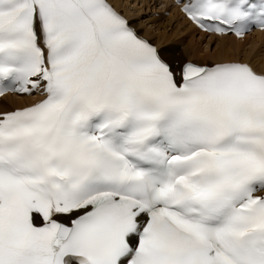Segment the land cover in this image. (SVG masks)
Segmentation results:
<instances>
[{
  "label": "snow or ice",
  "instance_id": "1",
  "mask_svg": "<svg viewBox=\"0 0 264 264\" xmlns=\"http://www.w3.org/2000/svg\"><path fill=\"white\" fill-rule=\"evenodd\" d=\"M166 7L203 63L113 0H0V264H264V59L217 51L264 0Z\"/></svg>",
  "mask_w": 264,
  "mask_h": 264
},
{
  "label": "bare ground",
  "instance_id": "2",
  "mask_svg": "<svg viewBox=\"0 0 264 264\" xmlns=\"http://www.w3.org/2000/svg\"><path fill=\"white\" fill-rule=\"evenodd\" d=\"M139 1L140 3L146 5L147 10L155 11L156 5L150 3L151 1L157 2L156 0H139ZM113 3L116 6L117 10L123 12L127 16V18L130 21H132L130 19L131 16L127 9L128 0H126L125 2L124 0L123 1L113 0ZM158 9L160 10L161 8L159 7ZM159 10H158L159 13L163 12L162 9L160 11ZM160 19L163 21L167 20L166 23L168 25H171L172 22H175L176 25L173 27L175 34L172 39L167 36L164 41L162 40L164 34H166L165 32H163V30L165 29L164 25L159 28L157 27V30H162L160 31L161 34H155L154 32L152 33L151 31H145V33H142L140 31V28L138 29L136 24L135 27L141 33V35L151 40H154L160 47L172 49L174 51V56H175L174 64L177 63L179 65L181 62H186V61H192L194 63H203L204 57L207 53V46L210 43V39L207 38L208 41L206 40L207 43L205 44V48H203L201 46L203 42L196 41V36L199 35L202 36V34H195V35L192 34V30L190 29V27H186L178 18V14L175 13L174 11L170 10V14L166 19L162 16L160 17ZM153 35H157V36L153 37ZM217 44L219 46L217 51L219 53L220 58L236 55L237 54L236 50L238 49L239 50L238 55L241 60H245V61L251 60L253 63H259L262 59H264V57H261L260 55L261 52L264 51L263 33H255L250 35L249 37L246 36L243 42H238L233 38H229L227 41H218ZM213 46L214 48H216V45ZM181 47L183 49V53L179 55V57H176L178 54V50ZM190 58L195 59L197 61L195 62ZM208 62L211 63V60H209ZM26 103H31L29 98H20L15 96L4 98L0 102V110H3L4 108L13 109L15 107L22 106L23 104Z\"/></svg>",
  "mask_w": 264,
  "mask_h": 264
},
{
  "label": "rangeland",
  "instance_id": "3",
  "mask_svg": "<svg viewBox=\"0 0 264 264\" xmlns=\"http://www.w3.org/2000/svg\"><path fill=\"white\" fill-rule=\"evenodd\" d=\"M121 1H123V0H121ZM125 1L126 0H124V2ZM154 2L155 1H151L150 4L156 5L155 6V11L157 13L155 11H153V10L152 11L151 10H147L146 9V5L140 3L139 0H136V1L128 0L127 9H128V12H129V14L131 16L130 19L135 22V24L137 25L138 29L140 28V31L142 33H145V31H151L152 33L154 32L155 34H161L160 31H162V30H157V27L159 28V27H162L164 25L165 29L163 30V32H165L166 34H164V37L162 38V40L164 41L167 36L172 39L174 34H175V31H174L173 27L176 24H175V22H172L171 25H168L166 23L167 20H165V21L161 20L160 19L161 16L164 17L165 19L168 16H165L163 14V12L159 13L158 12V10H159L158 8L160 7L162 9V7L158 4V2H155V3ZM156 36L157 35H153V37H156ZM206 40H207V38H203L202 36H196V41L197 42H200V41L203 42L201 44V46L203 48H205V44L208 41V40L207 41ZM182 53H183V49L181 47V48H179L178 54H177L176 57H179V55H181ZM191 60H194L195 62L197 61L195 59H191ZM175 65L177 66L178 64L176 63Z\"/></svg>",
  "mask_w": 264,
  "mask_h": 264
}]
</instances>
